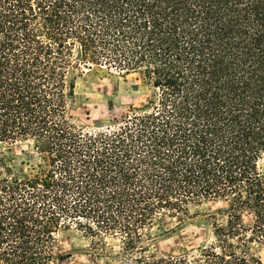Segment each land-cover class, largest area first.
Wrapping results in <instances>:
<instances>
[{"label":"trees","instance_id":"1","mask_svg":"<svg viewBox=\"0 0 264 264\" xmlns=\"http://www.w3.org/2000/svg\"><path fill=\"white\" fill-rule=\"evenodd\" d=\"M87 72L135 74L153 95L93 128ZM17 143L29 167L1 153L0 264H66L73 230L89 264H264V0H0V146ZM210 201L226 203L210 240L155 247Z\"/></svg>","mask_w":264,"mask_h":264},{"label":"rangeland","instance_id":"2","mask_svg":"<svg viewBox=\"0 0 264 264\" xmlns=\"http://www.w3.org/2000/svg\"><path fill=\"white\" fill-rule=\"evenodd\" d=\"M79 98V118L93 128L115 125L123 121L131 107H145L153 95V90L137 75L127 77L119 75H102L96 72H87L77 81ZM30 149L27 143L1 145V153H6L15 159L17 169L26 171L25 152ZM264 171V158L261 161ZM226 205L225 202H205L193 211L188 219H170L162 225L161 236L155 247L173 254L186 253L204 244L212 238V221L209 213ZM107 249L116 252L121 248L118 238H106ZM59 244L63 250L72 252V257L66 264H89L91 255L89 248L93 245L90 237H84L76 230L62 232L59 235ZM253 252L264 262V242L253 245ZM102 263V260H99Z\"/></svg>","mask_w":264,"mask_h":264}]
</instances>
